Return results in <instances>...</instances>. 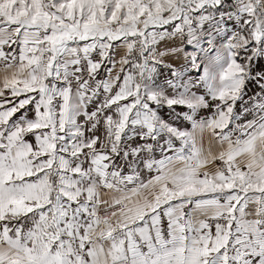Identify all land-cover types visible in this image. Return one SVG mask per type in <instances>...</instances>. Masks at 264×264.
<instances>
[{
  "label": "snow or ice",
  "instance_id": "6c2138e0",
  "mask_svg": "<svg viewBox=\"0 0 264 264\" xmlns=\"http://www.w3.org/2000/svg\"><path fill=\"white\" fill-rule=\"evenodd\" d=\"M0 264H264V0H0Z\"/></svg>",
  "mask_w": 264,
  "mask_h": 264
}]
</instances>
